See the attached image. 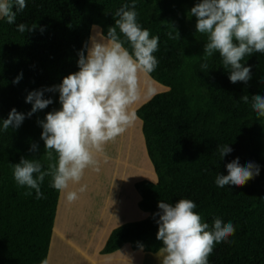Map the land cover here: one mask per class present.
Segmentation results:
<instances>
[{
    "label": "trees",
    "instance_id": "trees-1",
    "mask_svg": "<svg viewBox=\"0 0 264 264\" xmlns=\"http://www.w3.org/2000/svg\"><path fill=\"white\" fill-rule=\"evenodd\" d=\"M189 0H135L137 21L151 36L159 37L154 53L158 66L148 74L166 90L153 94L135 112L142 133L154 181L133 183L138 207L144 219L114 226L100 252H110L129 243L134 250L154 253L162 246L156 238L158 224L153 214L158 202L174 204L191 199L202 222L211 230L215 218L235 226L228 242L215 246L209 264H264V159L259 157L263 118H257L240 98L247 94L264 96V54L253 53L241 61L251 67V79L232 83L230 69L222 65L219 53L207 60L203 54L185 56L183 32ZM15 24L0 18V264H46L54 226L58 191L41 185L44 198L24 193L13 178V164L21 157L47 160L39 120L61 107L58 92H44L53 100L43 110L32 108L26 96L33 90L58 85L64 76L78 71L80 50H85L92 24L106 37L114 25L116 10L133 0H25ZM16 11V6L12 8ZM35 26L24 33L16 24ZM175 37L170 39L168 33ZM121 40H124L119 33ZM124 46L131 52L130 45ZM208 67L202 69L201 65ZM19 77L18 82L16 81ZM12 108L25 114L18 128L4 131L2 121ZM37 145L35 151L32 144ZM228 145L233 151L221 158L217 148ZM55 155V154H54ZM239 157L260 172L245 185L219 188L218 174L227 175L226 164Z\"/></svg>",
    "mask_w": 264,
    "mask_h": 264
},
{
    "label": "clouds",
    "instance_id": "clouds-1",
    "mask_svg": "<svg viewBox=\"0 0 264 264\" xmlns=\"http://www.w3.org/2000/svg\"><path fill=\"white\" fill-rule=\"evenodd\" d=\"M16 11H13V6ZM25 0H0V18H6L9 25L15 24L18 12L26 8ZM135 0L132 9L125 4L114 13L118 17L109 26L107 35L101 41L91 39L80 50L77 61L78 71L64 76L62 82L50 88L33 90L26 96L32 104L27 116L43 110L53 103L51 97L44 98V92H58L61 107L46 113L38 123L42 127L41 139L47 167L38 159L21 157L13 164V178L18 186L29 191L35 190V198H44L41 185L46 177H51L49 186L64 193L72 183H79L84 172L96 164V154L103 152L104 145L123 134L137 119L131 105L140 97L139 74H151L158 66L154 53L159 47V37L151 36L137 21ZM190 14L196 17V31L207 36L204 44V59L219 53L222 65L230 69L232 83L251 79V67L243 66L241 61L253 53L264 54V0H199ZM35 26L16 24L17 31L24 33ZM122 34L124 40H121ZM170 39L175 37L168 33ZM127 42L131 52L124 46ZM207 63L201 65L202 69ZM19 77L16 81L18 82ZM240 100L249 104L257 118H264V96L255 94L251 101L247 94ZM25 114L12 108L8 117L2 121V128H18ZM37 145L32 144L35 151ZM221 158L233 149L228 145L217 148ZM55 154V155H54ZM227 175L218 174L215 180L219 188L226 185L243 186L259 175L260 167L249 161L241 165L239 157L226 164ZM85 191V186L79 189ZM75 191H68L66 199H77ZM196 203L181 198L174 204L158 202V212L153 214L158 224L156 238L162 246L156 255L160 264H209V257L215 246L228 242L235 233L232 222L225 223L220 218L209 224L202 222L194 211Z\"/></svg>",
    "mask_w": 264,
    "mask_h": 264
},
{
    "label": "rangeland",
    "instance_id": "rangeland-1",
    "mask_svg": "<svg viewBox=\"0 0 264 264\" xmlns=\"http://www.w3.org/2000/svg\"><path fill=\"white\" fill-rule=\"evenodd\" d=\"M198 2L199 0H189L187 3L183 36L186 44L185 56L188 58L203 54L204 44L207 42V36L196 31V17L190 14V9ZM91 39H101L97 24H92L90 27L89 45ZM147 89L148 93H153L154 91V93H157L159 91L157 88H151L150 84H148ZM261 127L259 157L264 159V118ZM117 144L118 141L115 139L111 145L108 143L104 145L103 152L96 154V164L85 170L79 183H72L67 189L68 191H75L78 198L73 202L67 201L66 206L69 208L65 214V223L62 228L63 235L59 232L58 237H55L56 231H54V234L51 236L47 255L49 257V254L52 253L51 264H89L84 257L78 256V252L74 251L72 244L76 243L78 245L80 242L85 250L95 251L100 240L101 228L106 222H108V225L115 226L147 217L148 213L141 210L138 204L130 203V200L125 196L116 197L119 195L118 188L121 189L123 194L122 187H127L126 183L129 178L134 179V181L140 179L154 181V171L149 162L145 147L141 145L139 152L134 154L133 151L130 153L121 151L119 147L120 151H116L114 147ZM126 153L130 155L129 158L128 154L126 157V159H129L128 163L131 164L130 166L121 164L117 158V156L121 158ZM82 186H85V191L80 192L79 189ZM132 190L136 192L134 187ZM80 209L83 210L82 217H84V220H78L79 214L77 215L76 212ZM53 241L54 246L51 249ZM145 254H147V264H160V260L156 254L151 255L154 253L148 252H145ZM134 255L136 256L137 254ZM130 256L124 252L121 259H118V264H135L137 261L136 257L130 258ZM48 259L46 260V264H48Z\"/></svg>",
    "mask_w": 264,
    "mask_h": 264
},
{
    "label": "crops",
    "instance_id": "crops-1",
    "mask_svg": "<svg viewBox=\"0 0 264 264\" xmlns=\"http://www.w3.org/2000/svg\"><path fill=\"white\" fill-rule=\"evenodd\" d=\"M104 37L105 36H103L100 33L101 39H97V41L99 42L100 40L104 39ZM87 44H89L88 39H87ZM148 84L151 85V88H154V89L157 88V90H159L158 92L166 90L165 86L154 81L150 76H148V74L140 73L139 74L140 97L136 103L131 105L130 111L131 110L135 111V109L139 105H141L142 103L147 101L153 94H155L154 93L155 91L153 93H148V89H147ZM141 127H142V122H140V119L137 117L136 121L131 126H129L123 134H121L120 136H118L116 138L118 141V144L114 147L116 149V151H120V149H121V151H126L128 153L133 151V153L135 154L136 152L137 153L139 152V147L141 145H143V147H145L144 137H143ZM111 143H112V141L108 142L109 145H111ZM145 151H146V148H145ZM128 153L124 154L121 158L117 156V158L119 159V162H121V164H124L125 166L131 165L128 163L129 159H126ZM129 156L130 155L128 154V158H129ZM120 170L122 171V169H120ZM134 182H135L134 179L129 178V180L126 183L127 187H122V189L124 191L123 194L121 192V189L118 188L119 189V195H117L116 197L119 198L120 196L121 197L125 196L127 199L130 200V203L131 202H133V204L137 203V201L139 199L138 194H137V192H134L132 190ZM69 187H70V185H69ZM67 191H65L64 193H60V192L58 193V201L56 204L57 209H56V215H55V223H54L53 230H52V234H54V231H56L55 237H58L59 232L62 233L63 224L65 223V214H66V211H68L67 209L69 208L66 206V204H67V199H66ZM59 209H61V211H60V213H61L60 214V226H59V221H57ZM82 209L77 210V212H76L77 215L79 214L78 220H84L83 219L84 217H82L83 216V210ZM81 211H82V213H80ZM113 227H114V225H108V222H106L103 225V227L101 228L100 240H99V243L97 244V246L95 248V251L91 252V251L85 250L84 246H82V244L80 242L78 245H76V243H74V245L72 244V248H74V251L76 250L78 252V256L84 257L86 259V262H89V264H118L119 263L118 259H121L124 252L126 254L131 255L130 258L136 257L137 261L135 262V264H147L148 263V261L146 259L147 254H145V252L142 249H137V250L132 249L129 243H125L121 248L119 247V248H117L113 251H110V252H100V248L103 246L107 236L109 235V233ZM62 235H63V233H62ZM50 243H51V241H50ZM53 244H54V241L52 242L51 247ZM156 253H157V251L151 255H155ZM134 254H137L139 256H137V255L135 256ZM47 258H49L48 264H51L50 254H49V257H47Z\"/></svg>",
    "mask_w": 264,
    "mask_h": 264
},
{
    "label": "bare ground",
    "instance_id": "bare-ground-1",
    "mask_svg": "<svg viewBox=\"0 0 264 264\" xmlns=\"http://www.w3.org/2000/svg\"><path fill=\"white\" fill-rule=\"evenodd\" d=\"M60 211H61V209H59V214H58V218H57V221H59V226H60V214H61ZM53 246H54V244L52 245L51 249L53 248ZM51 256H52V253H50V258H51L50 261L52 262V257Z\"/></svg>",
    "mask_w": 264,
    "mask_h": 264
}]
</instances>
